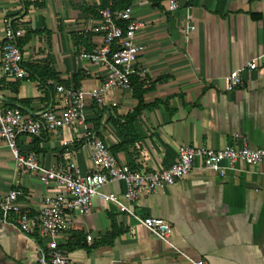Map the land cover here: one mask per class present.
Returning a JSON list of instances; mask_svg holds the SVG:
<instances>
[{
	"label": "crops",
	"instance_id": "crops-1",
	"mask_svg": "<svg viewBox=\"0 0 264 264\" xmlns=\"http://www.w3.org/2000/svg\"><path fill=\"white\" fill-rule=\"evenodd\" d=\"M102 3L0 0V49L6 17L22 10L25 34L17 45L24 64L49 61L55 73L45 84L0 82L3 109L19 108L25 118L36 119L64 109L56 85L92 91L103 83L104 68L84 58L101 43L92 24ZM180 6L169 12L168 0H132L129 7L133 19L144 24L135 37L144 51L134 84L152 87L143 94L138 115L133 86L108 94L102 105L85 100L87 129L131 172L167 169L181 146L264 148V0H182ZM188 14L192 28L186 34ZM261 56L257 70L243 74L244 87L227 91L229 74ZM84 134L75 124L40 137L22 135L17 145L42 167L74 163L86 173L92 166L89 151L80 150ZM11 190L20 192L18 204L30 216L58 193L38 174L18 170L0 140V198ZM102 191L115 194L140 219L169 224L170 244L115 204L95 198L89 214H69L70 228L58 237L70 264H264V163L238 162L221 177L196 160L183 180L132 203L123 184H107ZM39 244L36 231L25 236L1 225L0 264H38Z\"/></svg>",
	"mask_w": 264,
	"mask_h": 264
},
{
	"label": "built area",
	"instance_id": "built-area-1",
	"mask_svg": "<svg viewBox=\"0 0 264 264\" xmlns=\"http://www.w3.org/2000/svg\"><path fill=\"white\" fill-rule=\"evenodd\" d=\"M28 1L36 3L40 0ZM181 1L168 0V11L179 10ZM21 13L22 10L20 14L5 19L0 49V82L29 79L23 53L17 45V41L25 34ZM186 19L184 32L188 34L192 28L191 16L188 14ZM119 23L124 24V27ZM143 27L142 22L133 19L130 8L115 14L110 7L102 9L98 20L92 24V31L101 37V43L90 54L84 55L90 63L102 66L105 70V80L97 89L85 91L82 88L56 85L55 90L61 97L64 109L60 112H45L36 119L25 118L19 108L3 109L0 106V140L8 148L16 168L38 174L42 183H50L58 190L57 194L45 198L41 209L33 216L23 212L19 206L20 192L17 190H11L0 198V226H14L25 236H31L35 231L38 234L42 241V245L37 246L38 264H70L58 244V237L70 228L69 214H89L95 198L115 204L134 217L153 237L170 244L172 228L169 224L160 219L136 217L115 194L102 191L107 184H123L124 197L132 203L183 180L192 172L196 160L201 161L206 171L221 177L232 171L238 162L246 166L264 163V148L251 149L247 144L239 148L227 146L219 151L181 146L177 161L167 169L156 172H131L117 163L106 144L98 138L97 132L87 129L85 100L89 97L96 104L102 105L108 94L130 90V79L137 72V58L144 51L143 46L135 41L137 32ZM115 45L117 47L113 49ZM262 58H254L229 74L226 90L242 89L243 74L257 70L258 61ZM47 83L52 84L51 81ZM75 124L85 130L80 150L89 151L92 166L86 173L81 172L74 163L62 167H42L33 153H22L18 148L17 139L22 135L40 137L44 132H55ZM87 239L90 241L91 237L87 236ZM191 264L209 263L197 260L191 261Z\"/></svg>",
	"mask_w": 264,
	"mask_h": 264
},
{
	"label": "trees",
	"instance_id": "trees-1",
	"mask_svg": "<svg viewBox=\"0 0 264 264\" xmlns=\"http://www.w3.org/2000/svg\"><path fill=\"white\" fill-rule=\"evenodd\" d=\"M132 0H103L101 10L107 7H110L113 14L123 11L130 7ZM120 26L124 27V24L119 23ZM117 45L113 49H116ZM42 67H41V66ZM25 69L29 72V79L39 81L42 84H45L46 80L55 79V73L50 65L49 61H44L42 64H24ZM135 75L130 79V85L133 86L134 97L137 99L138 105L135 109L134 115H138L140 109L142 108V96L144 93H147L152 90V87H144L142 84L135 86ZM68 87V86H66ZM77 88V87H75Z\"/></svg>",
	"mask_w": 264,
	"mask_h": 264
}]
</instances>
